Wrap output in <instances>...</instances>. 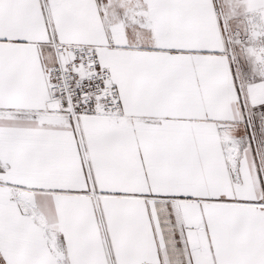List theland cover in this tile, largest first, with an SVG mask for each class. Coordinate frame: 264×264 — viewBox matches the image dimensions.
<instances>
[{
	"label": "snow or ice",
	"instance_id": "obj_1",
	"mask_svg": "<svg viewBox=\"0 0 264 264\" xmlns=\"http://www.w3.org/2000/svg\"><path fill=\"white\" fill-rule=\"evenodd\" d=\"M0 264H264V0H0Z\"/></svg>",
	"mask_w": 264,
	"mask_h": 264
}]
</instances>
